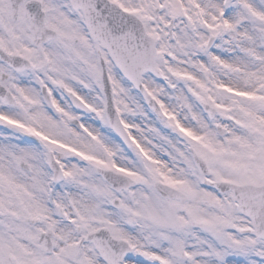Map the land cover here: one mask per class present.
<instances>
[{
    "label": "snow or ice",
    "instance_id": "obj_1",
    "mask_svg": "<svg viewBox=\"0 0 264 264\" xmlns=\"http://www.w3.org/2000/svg\"><path fill=\"white\" fill-rule=\"evenodd\" d=\"M0 264H264V0H0Z\"/></svg>",
    "mask_w": 264,
    "mask_h": 264
}]
</instances>
